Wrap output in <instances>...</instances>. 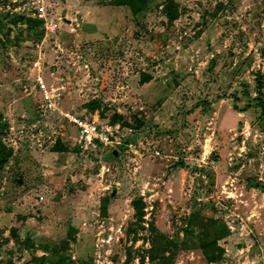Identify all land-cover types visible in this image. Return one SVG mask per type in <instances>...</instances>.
<instances>
[{
    "label": "rangeland",
    "instance_id": "1",
    "mask_svg": "<svg viewBox=\"0 0 264 264\" xmlns=\"http://www.w3.org/2000/svg\"><path fill=\"white\" fill-rule=\"evenodd\" d=\"M175 3L0 0V264H264V0Z\"/></svg>",
    "mask_w": 264,
    "mask_h": 264
},
{
    "label": "built area",
    "instance_id": "2",
    "mask_svg": "<svg viewBox=\"0 0 264 264\" xmlns=\"http://www.w3.org/2000/svg\"><path fill=\"white\" fill-rule=\"evenodd\" d=\"M40 88L43 89L47 100H52L50 91L47 89L42 78L38 80ZM54 98V97H53ZM67 120L78 131V145L82 152H98L103 149L112 153L120 147L135 149L136 145L130 139L126 141L128 136L121 125L104 126L96 120L81 118L74 114H67ZM133 132V131H131ZM130 132V133H131Z\"/></svg>",
    "mask_w": 264,
    "mask_h": 264
},
{
    "label": "trees",
    "instance_id": "3",
    "mask_svg": "<svg viewBox=\"0 0 264 264\" xmlns=\"http://www.w3.org/2000/svg\"><path fill=\"white\" fill-rule=\"evenodd\" d=\"M118 2L121 5L130 6L132 8L134 14H138L140 11L143 10L144 7L148 6V0H118ZM166 4H168V6L166 8L168 17H169L170 21L173 22L174 20L177 19L178 6L175 3V0H166ZM260 107L263 109V112H264V101H262L260 103ZM113 124H116V123H113ZM113 124H111V125H113ZM2 154L3 153H0V156ZM9 157H11V155L3 156L2 158H0L1 164L5 165L8 162ZM112 157H113V155H112ZM135 207L137 210L138 217H139V215L142 216V208L139 205H136ZM14 235L17 236L15 230H14ZM158 250H160V249L158 248L157 243L153 242L152 251H151V264H159L158 260H157V255L159 253ZM209 259L213 264H219L223 261L224 257H223L222 253H218V254L214 253L213 255H211L209 257Z\"/></svg>",
    "mask_w": 264,
    "mask_h": 264
},
{
    "label": "water",
    "instance_id": "4",
    "mask_svg": "<svg viewBox=\"0 0 264 264\" xmlns=\"http://www.w3.org/2000/svg\"><path fill=\"white\" fill-rule=\"evenodd\" d=\"M113 155H114L115 157H118V156H119V152H118V151H114Z\"/></svg>",
    "mask_w": 264,
    "mask_h": 264
}]
</instances>
